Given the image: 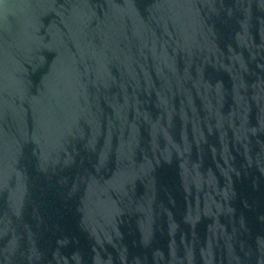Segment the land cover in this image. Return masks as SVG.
<instances>
[{"label": "water", "instance_id": "obj_1", "mask_svg": "<svg viewBox=\"0 0 264 264\" xmlns=\"http://www.w3.org/2000/svg\"><path fill=\"white\" fill-rule=\"evenodd\" d=\"M0 264H264V0H0Z\"/></svg>", "mask_w": 264, "mask_h": 264}]
</instances>
